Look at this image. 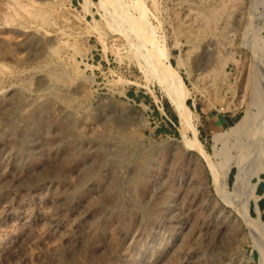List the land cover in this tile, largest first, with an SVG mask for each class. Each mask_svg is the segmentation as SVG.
<instances>
[{
	"label": "rangeland",
	"instance_id": "374dc122",
	"mask_svg": "<svg viewBox=\"0 0 264 264\" xmlns=\"http://www.w3.org/2000/svg\"><path fill=\"white\" fill-rule=\"evenodd\" d=\"M259 47L264 0H0V264H264L239 209L264 222V124L229 135L261 170L237 187L233 165L227 198L184 140L221 169L214 132L259 110Z\"/></svg>",
	"mask_w": 264,
	"mask_h": 264
},
{
	"label": "bare ground",
	"instance_id": "6f19581e",
	"mask_svg": "<svg viewBox=\"0 0 264 264\" xmlns=\"http://www.w3.org/2000/svg\"><path fill=\"white\" fill-rule=\"evenodd\" d=\"M222 8V7H221ZM209 18V17H208ZM214 18V17H213ZM18 32V31H17ZM257 42V41H255ZM257 44V43H256ZM258 45V44H257ZM260 48V47H259ZM259 54H260V57L263 59L264 58V48L261 47L260 50H259ZM172 66V65H171ZM169 69H172V70H169L170 71H174L173 68H169ZM261 70V69H260ZM260 70L258 72V69H257V72L260 73ZM169 73L168 75L166 76H163L164 78L162 79V81L164 80V82H166V85H167V96H168V99L171 101V103L174 105V107L176 108L177 110V113L179 115V118H180V121L183 125V130H182V133L184 134V137H185V134H186V130H187V127L188 126L187 124H189L191 121V110H190V107L187 103V99H188V96H187V91L185 90L184 88V82L179 80L181 78H178L176 76H174L173 74ZM262 72V71H261ZM174 73V72H173ZM262 74V73H260ZM255 78H254V81H253V100H254V103L256 106H258L259 110L258 112H255V113H248L246 117L242 118L238 123H236V125L230 127L227 131H216L214 132V138L216 140H220L223 142V146L218 150V154L221 155L223 157V160L222 162H220L219 167L221 169H217L216 167V163L213 162V159L211 158V154L207 153L206 150L204 149V147L202 146V144H200V142H198L196 139V137L194 138V141L193 139L190 140L189 138H185V142L187 144V146L193 150H195L204 160V162L206 163V166L208 168V171H209V174L211 176V179H212V183L214 184V186L217 188V190L219 191V193L224 197V198H227L229 195H227V193L224 191V185H225V178L226 176L229 174L230 170H231V167L234 165V166H237L238 168V171L236 173V186L239 187L240 184L242 183H245L247 184L249 182V176L255 174V173H258L261 169L259 168H256L252 171H250V169H247V164H246V161H245V158L243 157H237L235 160H233V162H231V154H230V148L228 146V139H229V135L231 134H234L235 136H239V140L238 141H241L240 140V136L243 135V134H247L249 132H252V134H254L255 132L254 131H258L260 129V125L261 127H263V124H264V117L261 115L262 112L264 111V94H263V91L264 90H260V85H259V78L257 79V76L254 75ZM264 84V83H263ZM264 86V85H262ZM263 89V88H262ZM191 125V126H190ZM189 127L192 128L193 130V133L194 135L196 136L197 134V131L196 129L193 128L192 124H190ZM188 127V128H189ZM262 131V129H261ZM260 133V136H261V132H258V134ZM182 134V135H183ZM250 134L249 136L253 137V135ZM257 134V133H256ZM256 136V135H255ZM250 137V138H251ZM259 137V136H258ZM248 140L249 137H247ZM257 138V136H256ZM256 138H255V141H256ZM254 139V138H253ZM260 139V138H259ZM245 141V140H244ZM254 141V140H252ZM243 142V141H242ZM250 142V141H249ZM249 142H248V145L247 146H250L249 145ZM253 143V142H252ZM243 144L239 145L240 146V149L241 151H245L246 149H248L247 147L243 148L242 147ZM256 145V144H255ZM258 145V144H257ZM256 145V146H257ZM238 146V147H239ZM260 146V145H259ZM254 149V147H252ZM251 149V148H250ZM255 152V151H254ZM247 153V152H246ZM248 154V153H247ZM252 154V153H251ZM239 155H242V154H239ZM243 156V155H242ZM257 157V156H254V158ZM254 158L252 160H254ZM261 158V156L259 157ZM234 159V158H233ZM250 159V158H249ZM257 158H255L256 160ZM251 161V160H250ZM259 161V160H258ZM256 162V161H254ZM252 161V163H254ZM262 162V161H261ZM251 166V164H250ZM253 166V164H252ZM256 166V165H254ZM260 166V165H259ZM256 184V183H255ZM239 191V190H237ZM37 199V198H36ZM240 211H245V218L246 220L249 222V223H252L253 225V232L255 233V238L258 240V246H259V250H260V253H261V256H260V260L262 261V263H264V222L261 220V217L258 215L257 218H253L250 213L248 214L247 211L248 210V202L245 201V203L243 205H241V207L239 208ZM20 212V211H19ZM25 217V216H24ZM32 217V216H31ZM35 217V216H34ZM17 218V217H16ZM27 218V217H26ZM19 219V218H18ZM17 220V219H16ZM13 222V221H12ZM21 223V221H20ZM22 224V223H21ZM11 225V224H10ZM23 225V224H22ZM27 226V225H26ZM17 227V226H16ZM11 228V227H10ZM20 228V227H19ZM23 228V227H22ZM32 229V228H30ZM17 230V229H16ZM47 230V229H46ZM2 232H4L3 230H1ZM29 231V230H28ZM12 233V232H11ZM30 233V232H29ZM1 234V233H0ZM4 234V233H3ZM9 234V233H8ZM14 234V233H13ZM6 235V234H5ZM27 235V234H26ZM13 237V236H12ZM37 237V236H36ZM4 238V237H3ZM35 238V237H34ZM12 239V238H11ZM23 239V238H22ZM1 240V239H0ZM14 240V239H13ZM2 242V241H1ZM17 242V241H16ZM2 245V244H1ZM3 246V245H2ZM10 246V245H9ZM8 247V246H7ZM5 248V247H4ZM9 248V247H8ZM9 251V250H7ZM1 253V252H0ZM3 254V253H2ZM260 261V263H261Z\"/></svg>",
	"mask_w": 264,
	"mask_h": 264
}]
</instances>
